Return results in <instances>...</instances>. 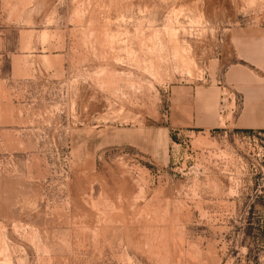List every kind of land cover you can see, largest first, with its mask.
Instances as JSON below:
<instances>
[{
    "label": "rangeland",
    "instance_id": "obj_1",
    "mask_svg": "<svg viewBox=\"0 0 264 264\" xmlns=\"http://www.w3.org/2000/svg\"><path fill=\"white\" fill-rule=\"evenodd\" d=\"M0 264H264V0H0Z\"/></svg>",
    "mask_w": 264,
    "mask_h": 264
},
{
    "label": "bare ground",
    "instance_id": "obj_2",
    "mask_svg": "<svg viewBox=\"0 0 264 264\" xmlns=\"http://www.w3.org/2000/svg\"><path fill=\"white\" fill-rule=\"evenodd\" d=\"M188 59V58H187ZM188 66V65H187Z\"/></svg>",
    "mask_w": 264,
    "mask_h": 264
}]
</instances>
